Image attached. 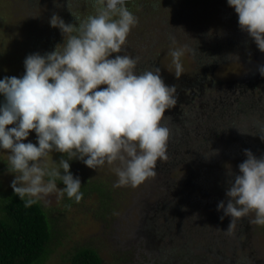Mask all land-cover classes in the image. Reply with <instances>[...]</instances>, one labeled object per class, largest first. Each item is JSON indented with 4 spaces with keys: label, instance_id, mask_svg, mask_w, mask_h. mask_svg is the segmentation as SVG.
<instances>
[{
    "label": "rangeland",
    "instance_id": "374dc122",
    "mask_svg": "<svg viewBox=\"0 0 264 264\" xmlns=\"http://www.w3.org/2000/svg\"><path fill=\"white\" fill-rule=\"evenodd\" d=\"M94 5V0H0V79L22 77L30 54L46 50L44 55L58 45L62 50L67 35L50 26L53 14L78 26L96 14ZM125 6L138 24L121 55L139 58L137 74L159 68L165 84L176 86L177 104L162 121L170 129L168 159L158 161L156 176L136 188L114 186L119 162L95 170L70 160L71 174L85 188L83 199H69L56 180L57 189L38 201L52 234L41 264H69L71 252L82 246L94 248L102 264H264V226L249 222L254 214L237 221L229 234L231 218L221 220L224 213L217 210L219 202L227 203L228 171L239 174L244 150L258 153L253 149L264 146V76L259 70L254 78L248 75L252 55L261 52L240 30L227 0H134ZM177 49H184L180 78L170 55ZM196 80L199 85L191 86ZM241 82L243 97L234 87ZM243 98L248 112L239 106ZM235 124L233 135L228 128ZM23 142L36 144V133ZM61 159L67 157L53 151L41 166L58 168ZM161 163L168 166L158 169ZM14 178L8 153L0 150V198L14 194Z\"/></svg>",
    "mask_w": 264,
    "mask_h": 264
},
{
    "label": "clouds",
    "instance_id": "9594fccd",
    "mask_svg": "<svg viewBox=\"0 0 264 264\" xmlns=\"http://www.w3.org/2000/svg\"><path fill=\"white\" fill-rule=\"evenodd\" d=\"M227 3L238 16L240 30L264 53V0ZM125 5L126 0H95L96 14L78 26L53 14L50 26L67 35L62 50L58 45L44 55L30 54L22 77L0 79L4 97L0 150L8 153L10 172L15 175L10 186L26 208L55 191L57 179L69 199L81 202L80 178L70 172L72 159L95 170L119 162L114 186L133 188L155 177L157 162L168 159L170 129L162 121L177 104L176 86L165 84L159 68L137 74L139 58L121 55L138 24ZM113 54L117 55L110 58ZM170 55L175 77L180 78L184 49ZM258 70L264 76V65ZM33 131L37 143H24ZM53 151L67 159L48 170L41 165ZM217 154L218 150L212 151ZM244 155L247 159L238 166L239 174L227 173V203L221 201L217 207L224 213L221 220L231 218L229 234L237 221L250 214H254L251 224L264 226V157L257 158L247 149Z\"/></svg>",
    "mask_w": 264,
    "mask_h": 264
},
{
    "label": "trees",
    "instance_id": "16d2710c",
    "mask_svg": "<svg viewBox=\"0 0 264 264\" xmlns=\"http://www.w3.org/2000/svg\"><path fill=\"white\" fill-rule=\"evenodd\" d=\"M127 1L134 0H126V2ZM69 35L75 34L70 33ZM54 36H58V33ZM48 41L51 44L50 39H48ZM57 42L58 41H56V43ZM45 51L46 50H42L40 54H43ZM239 106L244 109L246 108L245 111L247 112L250 110L248 104L245 105V103L240 102ZM261 147L264 149V146ZM258 149V153L254 151H252V153L254 155L264 154V150L260 147L253 150ZM169 150V153H174L176 148L169 145ZM167 166L166 164L165 167H163L161 163L158 169H163ZM57 181L65 187L61 180L57 179ZM201 186L205 187L204 184H195L196 188ZM97 187L100 189V193H98L99 196H103L104 193L101 192V186L97 185ZM90 190L92 191V187H90ZM84 191L85 188L81 187V192L83 194ZM26 199L28 198L25 197V200ZM51 237L52 234L48 220L38 202L26 208L24 206V201L21 200L19 196L15 194L2 195L0 198V264H41L46 258L48 251L47 245ZM68 263L102 264L97 251L90 246L75 248L68 258Z\"/></svg>",
    "mask_w": 264,
    "mask_h": 264
},
{
    "label": "flooded vegetation",
    "instance_id": "af4514ba",
    "mask_svg": "<svg viewBox=\"0 0 264 264\" xmlns=\"http://www.w3.org/2000/svg\"><path fill=\"white\" fill-rule=\"evenodd\" d=\"M250 42H251V40H249ZM257 49H258V47H257ZM259 50V49H258ZM257 50V51H258ZM255 53H257V52H255ZM264 63V53H258V54H254V55H252V58L250 59V64H252V66H251V72H252V74H248L249 76L251 75L253 78L254 77H256V75H257V73H258V66L260 65V64H263ZM200 79V78H199ZM199 80H196L195 81V85H191V84H189V85H191V86H196L197 87V85H199ZM244 82H241V83H236L235 84V86L234 87H238V93H235L236 95H241L242 97L245 95V89L243 88L244 87ZM199 89V88H198ZM198 94V93H197ZM245 100L246 99H242L241 100V102L242 103H245V105L247 104L246 102H245ZM249 107H250V105H248ZM252 107V106H251ZM216 117H219L218 116V114H215V118ZM227 118H230V117H227ZM218 123H220V122H218ZM215 125V127H217L219 124H214ZM221 126H224V124H220V127ZM235 127H237V125L235 124V126H233V127H231V128H228V130H232V133H233V135H234V132H235Z\"/></svg>",
    "mask_w": 264,
    "mask_h": 264
}]
</instances>
